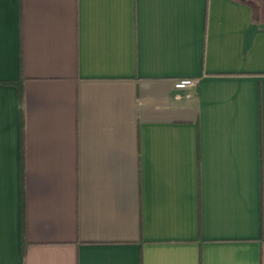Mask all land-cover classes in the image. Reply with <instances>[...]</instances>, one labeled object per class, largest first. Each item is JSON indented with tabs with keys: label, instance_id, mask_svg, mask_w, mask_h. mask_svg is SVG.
<instances>
[{
	"label": "crops",
	"instance_id": "1",
	"mask_svg": "<svg viewBox=\"0 0 264 264\" xmlns=\"http://www.w3.org/2000/svg\"><path fill=\"white\" fill-rule=\"evenodd\" d=\"M0 264H264V0H0Z\"/></svg>",
	"mask_w": 264,
	"mask_h": 264
},
{
	"label": "built area",
	"instance_id": "2",
	"mask_svg": "<svg viewBox=\"0 0 264 264\" xmlns=\"http://www.w3.org/2000/svg\"><path fill=\"white\" fill-rule=\"evenodd\" d=\"M197 85V81L190 77H182L178 78L175 81V87L179 91H186V96L190 97L191 93L190 90L194 89Z\"/></svg>",
	"mask_w": 264,
	"mask_h": 264
}]
</instances>
